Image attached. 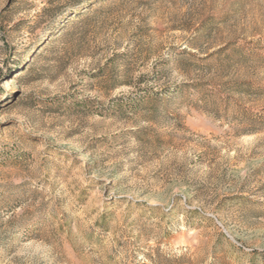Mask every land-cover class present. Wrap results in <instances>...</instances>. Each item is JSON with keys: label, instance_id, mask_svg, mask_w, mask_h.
Here are the masks:
<instances>
[{"label": "rangeland", "instance_id": "1", "mask_svg": "<svg viewBox=\"0 0 264 264\" xmlns=\"http://www.w3.org/2000/svg\"><path fill=\"white\" fill-rule=\"evenodd\" d=\"M76 1L0 0V264H264V0Z\"/></svg>", "mask_w": 264, "mask_h": 264}, {"label": "trees", "instance_id": "2", "mask_svg": "<svg viewBox=\"0 0 264 264\" xmlns=\"http://www.w3.org/2000/svg\"><path fill=\"white\" fill-rule=\"evenodd\" d=\"M106 0H78L74 3L72 8H68L67 14H70L68 19L62 23L60 29L57 31L58 33H63L68 26L72 25L74 21L72 18H86L89 13L92 11V7L100 2ZM63 16V17H64ZM20 64H18L14 70L10 72H14L19 70ZM227 239L221 235L218 238V243L213 247L211 260L208 264H243V259L247 258L251 262V264H256L257 260L260 257V253L257 251H252L251 253H245L243 248L237 247L235 245L228 246V249L225 250V243ZM148 259L150 260V264H192L190 257L187 254L183 255H172L169 253L161 254L160 249L155 251V254L148 255Z\"/></svg>", "mask_w": 264, "mask_h": 264}]
</instances>
